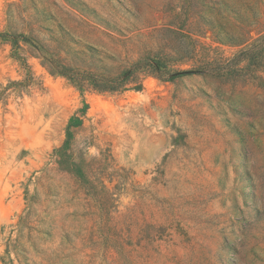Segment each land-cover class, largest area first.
Masks as SVG:
<instances>
[{"label": "rangeland", "instance_id": "374dc122", "mask_svg": "<svg viewBox=\"0 0 264 264\" xmlns=\"http://www.w3.org/2000/svg\"><path fill=\"white\" fill-rule=\"evenodd\" d=\"M0 33V264H264V0H0ZM144 56L214 71L52 67Z\"/></svg>", "mask_w": 264, "mask_h": 264}, {"label": "trees", "instance_id": "16d2710c", "mask_svg": "<svg viewBox=\"0 0 264 264\" xmlns=\"http://www.w3.org/2000/svg\"><path fill=\"white\" fill-rule=\"evenodd\" d=\"M1 37H9L5 33H0ZM254 51L253 48H248L241 50L238 55L233 59L234 61H249L250 64H255L256 57L250 56ZM245 56V58H237L238 56ZM252 57V58H249ZM54 68V72L64 76L70 82H72L77 88L80 90H84L86 87H90L99 92H108V91H116L120 89H124L128 85L134 87L135 89L140 88L141 82L139 81L140 75L142 74H150L154 75L160 79H168V80H175L176 78L186 75V74H207L214 71V68H210L209 63H204L202 66H198L195 69H188V70H173L170 68V64L161 59L156 57L144 56L140 59L136 60L117 75L109 76L103 74H97L93 71H82L78 69H74L68 66L63 65L62 63H58L57 65L52 64ZM227 69L223 71V67L219 68V75L223 76L225 74L231 73L232 70ZM244 68L242 67L237 72H243ZM236 72V71H235ZM82 123V119L79 116L72 117L70 124L68 125L67 129V138L64 142V146L70 144L71 139L73 138V133L71 128L73 126H79ZM30 216L27 215L26 217H20V227H24L26 223H28ZM9 250V244H8Z\"/></svg>", "mask_w": 264, "mask_h": 264}]
</instances>
